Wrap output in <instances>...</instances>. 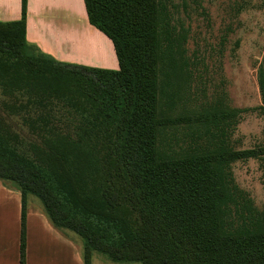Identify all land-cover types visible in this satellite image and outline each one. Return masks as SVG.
<instances>
[{
  "label": "trees",
  "instance_id": "16d2710c",
  "mask_svg": "<svg viewBox=\"0 0 264 264\" xmlns=\"http://www.w3.org/2000/svg\"><path fill=\"white\" fill-rule=\"evenodd\" d=\"M26 2L0 23V179L22 194L21 264L29 195L82 238L84 264H264V210L233 169L264 158L234 140L245 111L264 114V55L259 106L190 109L193 71L161 0H84L119 69L30 44Z\"/></svg>",
  "mask_w": 264,
  "mask_h": 264
},
{
  "label": "rangeland",
  "instance_id": "374dc122",
  "mask_svg": "<svg viewBox=\"0 0 264 264\" xmlns=\"http://www.w3.org/2000/svg\"><path fill=\"white\" fill-rule=\"evenodd\" d=\"M161 1L172 17L176 43L180 51L185 49L193 71L188 81V108L211 107L218 100L233 108L259 106L257 67L264 55V0ZM234 140L238 148L264 144V114L245 111ZM233 169L240 187L264 210V158L237 161ZM68 231L79 239L83 250L82 238ZM94 259L106 261L97 253Z\"/></svg>",
  "mask_w": 264,
  "mask_h": 264
},
{
  "label": "crops",
  "instance_id": "0c3cea01",
  "mask_svg": "<svg viewBox=\"0 0 264 264\" xmlns=\"http://www.w3.org/2000/svg\"><path fill=\"white\" fill-rule=\"evenodd\" d=\"M22 16L23 0H0V23ZM26 39L61 62L119 69L112 40L90 23L84 0H27ZM21 213V192L0 179V264H21ZM25 264H84L82 243L56 228L34 195L27 197Z\"/></svg>",
  "mask_w": 264,
  "mask_h": 264
}]
</instances>
